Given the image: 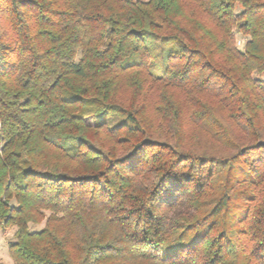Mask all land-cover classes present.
Here are the masks:
<instances>
[{"label":"trees","instance_id":"trees-1","mask_svg":"<svg viewBox=\"0 0 264 264\" xmlns=\"http://www.w3.org/2000/svg\"><path fill=\"white\" fill-rule=\"evenodd\" d=\"M263 75L264 0H0L12 264H264Z\"/></svg>","mask_w":264,"mask_h":264},{"label":"rangeland","instance_id":"rangeland-1","mask_svg":"<svg viewBox=\"0 0 264 264\" xmlns=\"http://www.w3.org/2000/svg\"><path fill=\"white\" fill-rule=\"evenodd\" d=\"M239 39L241 38L239 37ZM13 232V227H9L6 229L0 228V260L7 264H12V259L8 255V242L13 239Z\"/></svg>","mask_w":264,"mask_h":264},{"label":"built area","instance_id":"built-area-1","mask_svg":"<svg viewBox=\"0 0 264 264\" xmlns=\"http://www.w3.org/2000/svg\"><path fill=\"white\" fill-rule=\"evenodd\" d=\"M243 44V40L242 39H237V45L241 46Z\"/></svg>","mask_w":264,"mask_h":264}]
</instances>
